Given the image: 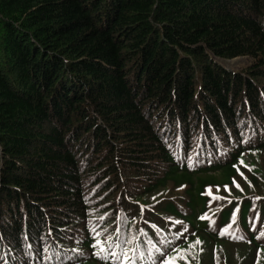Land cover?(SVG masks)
I'll return each mask as SVG.
<instances>
[{
    "label": "trees",
    "instance_id": "obj_1",
    "mask_svg": "<svg viewBox=\"0 0 264 264\" xmlns=\"http://www.w3.org/2000/svg\"><path fill=\"white\" fill-rule=\"evenodd\" d=\"M238 120L264 129V0H0V252L83 231L72 264H115L109 233L179 219L158 264H264V144L188 161Z\"/></svg>",
    "mask_w": 264,
    "mask_h": 264
},
{
    "label": "rangeland",
    "instance_id": "obj_2",
    "mask_svg": "<svg viewBox=\"0 0 264 264\" xmlns=\"http://www.w3.org/2000/svg\"><path fill=\"white\" fill-rule=\"evenodd\" d=\"M221 63V65L227 69V70H231V71H236L238 69H242V68H245L248 64H249V59L246 58V57H238V58H235V59H232L230 61H228L226 64L223 63L222 60L219 61ZM231 62V63H230ZM216 173V172H215ZM100 233L98 232V235ZM78 237V240H81L83 238V235L80 234ZM83 256L87 255L88 253L87 252H84L81 253Z\"/></svg>",
    "mask_w": 264,
    "mask_h": 264
},
{
    "label": "snow or ice",
    "instance_id": "obj_3",
    "mask_svg": "<svg viewBox=\"0 0 264 264\" xmlns=\"http://www.w3.org/2000/svg\"><path fill=\"white\" fill-rule=\"evenodd\" d=\"M233 167L236 168V165H233ZM233 184H236V182L233 181ZM236 187L239 188V185L236 184ZM100 243L101 242L99 240H97L96 241V246H99ZM196 243H199V241H196ZM99 251L103 252V251H105V249L103 247H99ZM163 264H175V262H174V259L170 257V258L164 260Z\"/></svg>",
    "mask_w": 264,
    "mask_h": 264
},
{
    "label": "water",
    "instance_id": "obj_4",
    "mask_svg": "<svg viewBox=\"0 0 264 264\" xmlns=\"http://www.w3.org/2000/svg\"><path fill=\"white\" fill-rule=\"evenodd\" d=\"M223 62L227 63V61H223Z\"/></svg>",
    "mask_w": 264,
    "mask_h": 264
},
{
    "label": "bare ground",
    "instance_id": "obj_5",
    "mask_svg": "<svg viewBox=\"0 0 264 264\" xmlns=\"http://www.w3.org/2000/svg\"><path fill=\"white\" fill-rule=\"evenodd\" d=\"M231 63V62H230Z\"/></svg>",
    "mask_w": 264,
    "mask_h": 264
}]
</instances>
